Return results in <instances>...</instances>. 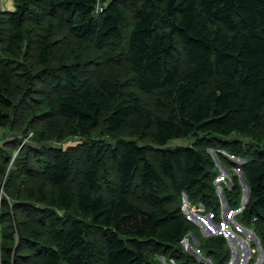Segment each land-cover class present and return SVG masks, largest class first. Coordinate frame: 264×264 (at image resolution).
<instances>
[{
	"label": "trees",
	"instance_id": "trees-1",
	"mask_svg": "<svg viewBox=\"0 0 264 264\" xmlns=\"http://www.w3.org/2000/svg\"><path fill=\"white\" fill-rule=\"evenodd\" d=\"M13 2L0 10V128L33 130L42 148L0 146V264H162L166 249L200 264L176 248L196 229L176 197L218 220L220 200L205 149L168 144L264 129V0ZM100 130L115 148L48 144ZM262 153L241 168L240 223L264 235ZM202 238L227 262L222 235Z\"/></svg>",
	"mask_w": 264,
	"mask_h": 264
},
{
	"label": "rangeland",
	"instance_id": "rangeland-1",
	"mask_svg": "<svg viewBox=\"0 0 264 264\" xmlns=\"http://www.w3.org/2000/svg\"><path fill=\"white\" fill-rule=\"evenodd\" d=\"M99 5L97 8L100 11L101 6ZM2 6L4 8L0 10H15V5L12 0H4ZM8 134L7 129L0 128V146H3L4 142L16 140L17 143L21 142L22 145L42 148L41 145L33 141L35 136L33 130L27 131V134L22 133L19 135L16 132H11L10 135ZM234 143L240 144V148L238 149L239 154L232 150ZM48 144L53 148L67 150L86 146L97 148L101 145L109 150L117 146V142L105 135L104 131L101 130L93 132L86 138L75 136L63 142H51ZM196 145H200L205 149L204 153L207 157V168L210 174L208 179L211 180L215 195L220 200L221 213L218 220L214 216V213L208 211V206L205 202L194 201L185 192L177 196L176 206L180 203L181 212L196 226V229L189 231L176 248L192 254L200 264H262L264 262L262 254V251H264L262 244L264 235L255 226L240 223V213L246 204V199L249 194V188L242 176L241 168L249 160L251 161L256 157H260L258 156L259 152L264 153V129H254L250 136L233 134L232 136L221 139L217 136L199 135L188 139H176L172 140L168 144V147L176 148L179 146ZM223 157H227L229 160L235 162V165H232L223 159ZM13 163L14 159L10 164L13 165ZM10 167H8L7 175L9 174ZM6 180L7 176L0 183V196L4 195L8 199L9 197L6 194ZM234 184H237V187L240 188L239 203L237 204L240 206L236 209L231 207L232 205L229 203L230 200L227 197L228 195L232 200L235 193L230 194V190L234 187ZM11 202L14 204L13 200ZM209 216L214 223L209 222ZM219 234L224 237L226 245L229 246L227 250L220 249L223 253L222 255H228L227 262H225L226 258L223 259L215 255L210 256L209 254L212 253V249L209 248L208 245L210 244H208V241H206L207 245L206 242L200 244L199 241L203 239L202 237L206 238ZM166 250L167 257L163 255L156 256L159 262L162 264H181L171 258L172 254H174L172 249Z\"/></svg>",
	"mask_w": 264,
	"mask_h": 264
},
{
	"label": "water",
	"instance_id": "water-1",
	"mask_svg": "<svg viewBox=\"0 0 264 264\" xmlns=\"http://www.w3.org/2000/svg\"><path fill=\"white\" fill-rule=\"evenodd\" d=\"M245 180V179H244ZM245 183H246V185L248 186V184H247V182H246V180H245ZM248 196H249V194H248ZM248 199V198H247ZM247 199H246V202H247ZM227 207H228V205H227ZM209 222H211V223H214V221L212 220V218L209 216ZM262 254H263V257H264V251H262ZM263 264V263H262Z\"/></svg>",
	"mask_w": 264,
	"mask_h": 264
},
{
	"label": "built area",
	"instance_id": "built-area-1",
	"mask_svg": "<svg viewBox=\"0 0 264 264\" xmlns=\"http://www.w3.org/2000/svg\"><path fill=\"white\" fill-rule=\"evenodd\" d=\"M4 3V0H0V4H1V7H0V9H3L4 8V6H2V4ZM101 10H102V8H101ZM4 11V10H3ZM6 11V10H5Z\"/></svg>",
	"mask_w": 264,
	"mask_h": 264
},
{
	"label": "bare ground",
	"instance_id": "bare-ground-1",
	"mask_svg": "<svg viewBox=\"0 0 264 264\" xmlns=\"http://www.w3.org/2000/svg\"><path fill=\"white\" fill-rule=\"evenodd\" d=\"M183 247V246H182ZM200 247V246H199ZM201 248V247H200Z\"/></svg>",
	"mask_w": 264,
	"mask_h": 264
},
{
	"label": "crops",
	"instance_id": "crops-1",
	"mask_svg": "<svg viewBox=\"0 0 264 264\" xmlns=\"http://www.w3.org/2000/svg\"><path fill=\"white\" fill-rule=\"evenodd\" d=\"M13 1V0H12ZM14 3V2H13ZM15 5V4H14Z\"/></svg>",
	"mask_w": 264,
	"mask_h": 264
}]
</instances>
